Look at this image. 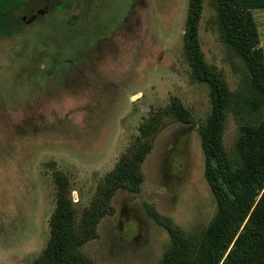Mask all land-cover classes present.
I'll list each match as a JSON object with an SVG mask.
<instances>
[{"label":"rangeland","instance_id":"1","mask_svg":"<svg viewBox=\"0 0 264 264\" xmlns=\"http://www.w3.org/2000/svg\"><path fill=\"white\" fill-rule=\"evenodd\" d=\"M186 3L107 0L99 18L80 0L45 29L29 20L0 37V264L32 263L59 199L87 264H164L169 237L154 215L186 235L211 220L202 148L212 97L183 54ZM218 6L203 0L197 37L226 87L218 139L237 162L243 128L264 106L249 109L250 75L222 39ZM252 12L264 64V9ZM120 158L141 176L135 191L107 179Z\"/></svg>","mask_w":264,"mask_h":264},{"label":"trees","instance_id":"2","mask_svg":"<svg viewBox=\"0 0 264 264\" xmlns=\"http://www.w3.org/2000/svg\"><path fill=\"white\" fill-rule=\"evenodd\" d=\"M219 0L218 18L221 36L239 58L249 77V109L264 106V64L260 51L253 48L256 27L253 9H264V0ZM16 0H0V37L22 31L28 21L12 10ZM203 0H187L182 32L183 54L194 78L208 82L212 97V117L203 144V176L216 203V210L196 235H186L168 219L153 216L167 232L169 244L164 264H264V119L254 126L246 125L236 146L237 162L223 150L218 135L222 112L228 104L224 83L209 68L198 43L197 28ZM48 15L42 28L51 24ZM48 19V21H46ZM31 32L29 36H31ZM33 36V35H32ZM34 35L33 37H35ZM21 53H19L20 55ZM179 119L188 121L185 113ZM112 186L135 191L141 176L135 163L120 158L107 175ZM70 207L61 199L50 217V237L31 264H87L79 254L80 237L67 228Z\"/></svg>","mask_w":264,"mask_h":264},{"label":"flooded vegetation","instance_id":"3","mask_svg":"<svg viewBox=\"0 0 264 264\" xmlns=\"http://www.w3.org/2000/svg\"><path fill=\"white\" fill-rule=\"evenodd\" d=\"M78 1L80 0H16L18 5L12 10L15 11L18 18L29 21L56 14L61 7L70 6ZM88 3L91 16H98L99 18L106 16L104 8H106L107 0H88Z\"/></svg>","mask_w":264,"mask_h":264}]
</instances>
